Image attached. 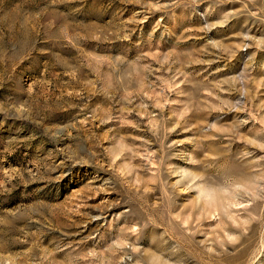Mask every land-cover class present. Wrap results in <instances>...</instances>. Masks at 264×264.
<instances>
[{
    "label": "rangeland",
    "instance_id": "obj_1",
    "mask_svg": "<svg viewBox=\"0 0 264 264\" xmlns=\"http://www.w3.org/2000/svg\"><path fill=\"white\" fill-rule=\"evenodd\" d=\"M0 264H264V0H0Z\"/></svg>",
    "mask_w": 264,
    "mask_h": 264
}]
</instances>
